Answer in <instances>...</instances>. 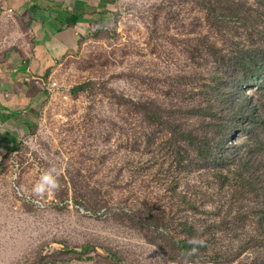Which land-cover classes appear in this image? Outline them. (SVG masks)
I'll list each match as a JSON object with an SVG mask.
<instances>
[{"label":"rangeland","instance_id":"obj_1","mask_svg":"<svg viewBox=\"0 0 264 264\" xmlns=\"http://www.w3.org/2000/svg\"><path fill=\"white\" fill-rule=\"evenodd\" d=\"M79 2L40 60L30 26L0 10V99L14 103L16 125L12 152L0 158V264H214L187 261L159 234H180L190 217H224L233 196L232 217L247 210L237 187L249 173L239 161L188 158L170 133L174 124L202 128L187 110L219 108L225 92L231 100L247 93L264 113V72L260 85L234 88L214 64L217 49L228 57L251 47L264 57L262 0ZM233 131L222 153L249 140ZM259 135L251 152L232 153L250 152L248 169L264 185ZM50 167L60 187L37 202L31 189ZM96 199L108 206L92 213ZM118 208L122 219L104 214ZM132 212L144 219L132 222Z\"/></svg>","mask_w":264,"mask_h":264},{"label":"trees","instance_id":"obj_2","mask_svg":"<svg viewBox=\"0 0 264 264\" xmlns=\"http://www.w3.org/2000/svg\"><path fill=\"white\" fill-rule=\"evenodd\" d=\"M264 5V0H262ZM239 18L246 19L243 13L238 14ZM63 22L66 23L70 18L67 14H62ZM215 55V68L218 73H224L228 79H233V87L238 88L241 85L246 87L260 85V79L264 72V57L254 48L248 47L239 51L230 53L228 57L223 56L217 49ZM230 68V70L228 69ZM235 70L236 74H231ZM79 89V88H78ZM225 100L219 108L196 106L187 110V114L198 118L200 122L198 127L194 126L184 128L182 125L174 124V129L170 133L175 139L178 149H183L188 158L208 159L217 158L219 160L239 161V167L245 169L249 175L239 187L237 192L240 198L248 200L250 207L233 214L232 208L236 206L237 199L233 196L231 203L226 205V214L218 219H199V217H190L184 222L178 224L179 233L164 231L159 234V239L168 241L173 249L171 252H178L181 256L192 263L204 262L214 264H242L244 260L252 259V264H264V185H261L259 175L251 169L252 159L251 140L264 136V113L261 107L251 103L250 96L245 93L239 98L226 99L229 93H224ZM232 123V126L226 124ZM249 124V125H248ZM228 127V128H227ZM233 130H245L249 134V140L240 144L236 140L231 141L230 150L222 153V149L230 136L234 134ZM232 133V134H231ZM244 146L249 148V153L239 155L232 153V149H242ZM176 154H181L178 150ZM225 158V159H222ZM219 162V161H218ZM264 184V182H263ZM92 213H97L108 206L104 200H93L90 203ZM186 208L196 210L198 201L190 198L185 201ZM140 211V210H139ZM110 215L112 218H121L124 216V209L118 208ZM112 214V215H111ZM127 218L132 222H140L144 219V214L127 213ZM167 226L166 218L160 217L157 223ZM156 223V222H155ZM161 226V227H162ZM249 226V227H248ZM248 227L250 230L239 233L241 228ZM227 237V238H226ZM191 238L202 239L203 246H195L196 251H191L193 245L188 241ZM226 238V240H223Z\"/></svg>","mask_w":264,"mask_h":264},{"label":"crops","instance_id":"obj_3","mask_svg":"<svg viewBox=\"0 0 264 264\" xmlns=\"http://www.w3.org/2000/svg\"><path fill=\"white\" fill-rule=\"evenodd\" d=\"M99 0H93L94 3ZM79 0H0V10L7 11L12 17L21 18L30 26L33 34L32 47L37 60L43 59L49 44L63 34L70 26L74 13L78 9ZM62 14H67L66 23ZM2 93V91H0ZM2 96V94H0ZM7 100V96L5 97ZM0 99V158L12 152V138L16 125L12 111L14 103Z\"/></svg>","mask_w":264,"mask_h":264},{"label":"clouds","instance_id":"obj_4","mask_svg":"<svg viewBox=\"0 0 264 264\" xmlns=\"http://www.w3.org/2000/svg\"><path fill=\"white\" fill-rule=\"evenodd\" d=\"M60 172L55 167H50L41 171L39 180L33 185L31 193L37 198V202L41 199L50 198L60 187ZM188 243L193 245L191 251H196L195 246H203L202 239L191 238Z\"/></svg>","mask_w":264,"mask_h":264}]
</instances>
